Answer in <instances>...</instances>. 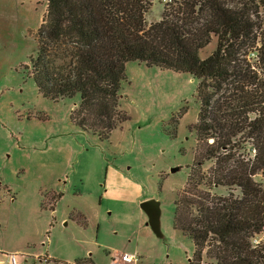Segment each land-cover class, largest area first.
Returning a JSON list of instances; mask_svg holds the SVG:
<instances>
[{"label": "rangeland", "instance_id": "rangeland-1", "mask_svg": "<svg viewBox=\"0 0 264 264\" xmlns=\"http://www.w3.org/2000/svg\"><path fill=\"white\" fill-rule=\"evenodd\" d=\"M46 1L0 0V264H44L46 254L71 263L91 256L96 264H188L192 241L172 219L195 147L197 80L127 62L119 107L129 118L104 140L81 131L69 120L78 95L41 96L23 66ZM166 2L153 0L147 21L158 20ZM214 48L213 38L200 57ZM148 198L158 201L159 235L140 207Z\"/></svg>", "mask_w": 264, "mask_h": 264}, {"label": "trees", "instance_id": "trees-1", "mask_svg": "<svg viewBox=\"0 0 264 264\" xmlns=\"http://www.w3.org/2000/svg\"><path fill=\"white\" fill-rule=\"evenodd\" d=\"M152 4L47 0L34 55L23 66L41 96L78 95L69 120L101 140L129 118L119 107L127 62L190 74L195 147L173 228L192 241L188 264H264V0H170L149 22ZM213 38L214 50L200 57ZM61 196L51 197L49 209ZM80 215L73 217L84 225ZM42 261L96 264L91 256Z\"/></svg>", "mask_w": 264, "mask_h": 264}, {"label": "water", "instance_id": "water-1", "mask_svg": "<svg viewBox=\"0 0 264 264\" xmlns=\"http://www.w3.org/2000/svg\"><path fill=\"white\" fill-rule=\"evenodd\" d=\"M176 167H173L171 170L174 171ZM141 209L146 213L148 217V223L152 229V231L159 235L160 228H159V206L158 201L153 198H148L143 200L140 203Z\"/></svg>", "mask_w": 264, "mask_h": 264}, {"label": "built area", "instance_id": "built-area-1", "mask_svg": "<svg viewBox=\"0 0 264 264\" xmlns=\"http://www.w3.org/2000/svg\"><path fill=\"white\" fill-rule=\"evenodd\" d=\"M121 260L126 261V262H134L135 261V256L132 255V254H128V253H123L121 255Z\"/></svg>", "mask_w": 264, "mask_h": 264}, {"label": "crops", "instance_id": "crops-1", "mask_svg": "<svg viewBox=\"0 0 264 264\" xmlns=\"http://www.w3.org/2000/svg\"><path fill=\"white\" fill-rule=\"evenodd\" d=\"M77 103H75V106H76ZM67 261V260H66Z\"/></svg>", "mask_w": 264, "mask_h": 264}]
</instances>
